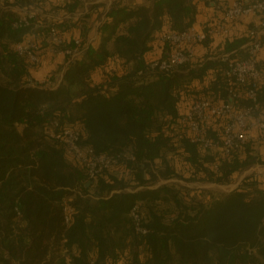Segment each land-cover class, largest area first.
<instances>
[{
  "label": "trees",
  "instance_id": "trees-1",
  "mask_svg": "<svg viewBox=\"0 0 264 264\" xmlns=\"http://www.w3.org/2000/svg\"><path fill=\"white\" fill-rule=\"evenodd\" d=\"M198 1L214 12L203 23L206 32L224 11V0H114L99 20L96 44L67 39L71 20L41 19L35 30L41 45H51L54 26L62 36L59 48L75 46V38L83 48L52 87L26 81L28 60L15 44L30 28L13 26L21 14L11 6L63 15L79 10L83 0H2L0 76L7 80L0 79V264H264L260 175H246L213 198L165 183L150 187L173 178L227 184L264 164V142L251 140L224 155L220 147L190 142L180 121L195 98L221 103L230 88L243 93L244 85L226 75L229 62L247 55L241 48L247 32H232L243 17L227 35L197 43L189 62L167 72L150 70L171 50L161 35L191 28ZM261 44L257 95L264 108ZM198 47L207 51L199 55ZM249 103L241 97L237 107ZM210 126L213 133L222 120ZM64 127L79 130L82 147L120 154L116 163L89 179L50 135ZM133 206L145 232L136 229Z\"/></svg>",
  "mask_w": 264,
  "mask_h": 264
},
{
  "label": "built area",
  "instance_id": "built-area-1",
  "mask_svg": "<svg viewBox=\"0 0 264 264\" xmlns=\"http://www.w3.org/2000/svg\"><path fill=\"white\" fill-rule=\"evenodd\" d=\"M18 10L21 17L13 22V26H27L30 28V32L22 42L15 44V50L24 55L29 63L36 64L39 60L37 54L39 44L35 40V30L42 23L36 20L31 9L20 6ZM248 15H255L257 21L247 29L249 40L241 46L247 55L229 62L226 70L228 77L244 85L243 93L230 88L226 99L221 103L195 98L180 117L190 142L203 149L220 147L224 155L230 154L233 149L251 140L264 142V108L260 107L257 95L258 87L262 82L257 58L262 46L261 35L264 33V0H230L221 16L206 32L203 28L191 27L181 32L162 34L161 39L170 43L171 50L168 51L165 58L155 59L150 63L151 71L174 70L192 59L197 43L203 42L207 36L227 35L233 22ZM49 40L51 53L68 56L69 60L78 56L83 50L78 47L81 44L79 38L74 39L75 46L59 48L62 38L54 26L50 27ZM27 81L29 82L31 79L28 78ZM241 97L249 100V105L237 107ZM216 118L222 120V126L219 130L211 133L210 123ZM52 124L53 127L58 125L55 121ZM50 135L65 144L67 153L85 167L89 179L115 164L116 158L120 156V154L95 153L89 146H80V132L76 128L64 127L58 132L52 129ZM260 175L264 177V173H260ZM70 210L69 207L64 208L65 212ZM131 215L136 222V229L139 232H145L139 225L137 206L132 207ZM64 220L65 222L69 221L67 214H65Z\"/></svg>",
  "mask_w": 264,
  "mask_h": 264
},
{
  "label": "rangeland",
  "instance_id": "rangeland-1",
  "mask_svg": "<svg viewBox=\"0 0 264 264\" xmlns=\"http://www.w3.org/2000/svg\"><path fill=\"white\" fill-rule=\"evenodd\" d=\"M1 2L2 0H0V4ZM11 7L15 8L19 12L18 10V8L20 7L19 5H14ZM30 9H31L30 11L35 14L36 20H38L39 22H41V19L44 22L49 21V20L52 21V19L50 18H52L53 15H55L54 18L59 17V18H56L55 21L59 19L62 20L64 18L68 20L67 17H65L64 15L60 13H56L54 11H51V13H53L52 17L47 18L46 17L47 14L43 16V12H46V11L42 9L41 11H39L37 8H33V7ZM98 16H100V14H98ZM252 26L253 24L251 23V26H249L247 29H249ZM35 40L39 44V50L37 52L39 60L36 64L29 63L28 61L26 62V67L29 72V75L27 76L26 81L29 78L31 79V81L29 82L27 81L29 84H32L33 82H39V83H45V85L55 87L60 82L63 69L66 67V65L68 64L70 60L69 59L66 60L65 55L51 53V51L49 50L51 45H49V47L46 46V43L45 45H41V41L39 38H36ZM261 40H264V33H262L261 35ZM47 52L50 55H48ZM260 56L264 57V48H262L260 52ZM33 74H36V76L39 78V81H36L37 77H35V75ZM0 79L3 81L7 80V78L4 75H1ZM96 79L97 78H95L94 80ZM174 161L175 160L171 158V162L174 163ZM175 166L178 168L180 172L185 171V168L183 167V165L181 166L180 163L175 162ZM260 173H264V164L255 163L252 166L243 170L241 173L235 174L234 177H232L231 182L227 184H219V183H214V182H202V181H185L182 179L173 178L170 180L158 179L155 182V184L151 185L150 187H156L160 184L165 183V184L176 186L178 188H187L190 192L202 191V195H205V196L209 195L212 198L221 197L224 194L231 191L232 189H234L244 176L250 175V174L259 176ZM184 174H186V172H184ZM260 177L262 176L260 175Z\"/></svg>",
  "mask_w": 264,
  "mask_h": 264
},
{
  "label": "crops",
  "instance_id": "crops-1",
  "mask_svg": "<svg viewBox=\"0 0 264 264\" xmlns=\"http://www.w3.org/2000/svg\"><path fill=\"white\" fill-rule=\"evenodd\" d=\"M114 0H83V6L73 13L63 14L65 17H67L68 20L73 21L74 26H72L69 29H66L64 31L65 37L67 39L73 38V37H80V39L84 40V43L91 42L93 44H96L98 41V32H97V25L99 23L100 18L103 17L104 12L109 8L111 2ZM125 3H142L145 0H122ZM230 0H224V3L228 4ZM220 4H223L222 1H220ZM225 4V5H226ZM198 12L196 16V21L193 23L192 27L196 29L203 28V23L207 21L211 16L214 15V12L211 8V6L206 5L203 1L197 2ZM48 8V7H47ZM39 11H41L40 8H37ZM43 12V16L49 18L52 17L53 13L51 11ZM100 14V16H98ZM41 15V14H40ZM53 15L52 21H55L56 18ZM60 20V19H59ZM50 21V20H49ZM257 21V17L255 15H248L242 18L241 21L237 22L234 27L232 25V32L235 34H241L243 31L245 32L249 26H251V23H255ZM76 22V23H75ZM83 26V29H82ZM84 33V35L82 34ZM199 55H203L207 49L199 48L198 47ZM48 53V52H47ZM48 55H50L48 53ZM36 76V74H33ZM36 81H39V78L37 77Z\"/></svg>",
  "mask_w": 264,
  "mask_h": 264
}]
</instances>
